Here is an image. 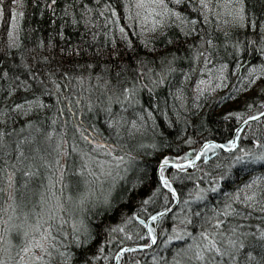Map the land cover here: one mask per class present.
I'll list each match as a JSON object with an SVG mask.
<instances>
[{"label": "snow or ice", "instance_id": "obj_1", "mask_svg": "<svg viewBox=\"0 0 264 264\" xmlns=\"http://www.w3.org/2000/svg\"><path fill=\"white\" fill-rule=\"evenodd\" d=\"M30 3L58 26L27 47L25 0H0V264H121L139 250L151 253L152 264H264V128L242 130L264 120V0H65L59 11L57 0ZM101 18L103 46L69 39V28L83 26L96 42ZM38 30L29 28L26 39ZM221 47L232 72L247 69L216 97L239 104L224 115L235 125L220 139L181 132L186 138L175 150L163 133L157 139L154 123L149 135L157 103L144 108L141 89L153 94L178 74L169 95L191 111L190 90L192 109H200L196 102L229 80V63L201 66ZM113 69L116 84L100 86L105 134L85 126L80 99L74 109L68 90ZM136 105L141 110L129 120L124 112ZM19 118L22 126L11 127ZM192 127L207 129L204 121ZM174 241L183 243L170 258L160 255Z\"/></svg>", "mask_w": 264, "mask_h": 264}, {"label": "trees", "instance_id": "obj_2", "mask_svg": "<svg viewBox=\"0 0 264 264\" xmlns=\"http://www.w3.org/2000/svg\"><path fill=\"white\" fill-rule=\"evenodd\" d=\"M65 0H57V11L61 10L63 7ZM84 2H87V0H84ZM6 5H10V0H5ZM25 7L23 9H20L24 11L25 15L20 18L21 27L23 29L22 32V42L27 47H31L32 44L35 43V37L39 36L42 39L46 38L48 32H50L54 27H57L58 24L56 22L48 21V17L42 16L39 14L38 11L34 10V6L31 5L30 0H25ZM50 15V14H49ZM37 21H41V23L38 25ZM46 22V23H45ZM104 24L103 20L101 18V21L97 27H95V31L100 33L97 36L96 42L90 41V36L85 35L83 26H80L79 28H69L68 31L72 33V35L69 37V39L74 40L76 42H79L80 39H86L88 42L92 43V47L95 48L97 44L100 46L104 45ZM110 27V25H109ZM29 28L33 29H39L38 31H35L32 35L31 41L26 39L28 35ZM230 51V49H229ZM216 52L219 53L218 57L215 53L211 54L212 57V63L208 65H203V62H201V66H204L206 68H212L213 64L218 65L219 63H229V69L226 70L227 75L229 76V80L226 82V87L223 89H218L216 92L209 94L207 99H201L197 101L196 103H199L201 105L200 109H192L193 104V98L191 95V91L189 90L186 92V101H185V107L191 111H184L183 109H180L179 107V101L175 100L174 97L169 95V90L174 89L176 86H179V79L177 78L178 74H173L169 77V80L171 83L165 84L161 86V88L157 89L155 93L149 94L147 89H141L139 99L141 101V105H143L144 108H149L150 103L155 102L157 103V109L153 110L155 120L154 122H149V135H152V124L154 123L156 125L155 133L157 139L160 138V133H163L164 137L167 141L172 142L173 150L176 149L177 146L183 147L181 145V140L185 139L186 136H181V132L186 133L187 135H206L209 138H216L220 139L221 134H226L228 132V129L230 126L235 125V121H226L224 119L225 111L226 110H235L240 111L239 104L234 103L233 100L229 97H224L223 103H218L216 101L217 96H224V93L228 92L229 89H231L236 81V78L240 76L243 72H246V68L244 69H237L235 72H232L231 69L235 68V63L232 61V58L229 57L226 53V50L221 47L216 50ZM244 60L250 59V56L248 54L244 55ZM83 62V61H81ZM104 61L102 60L101 63ZM243 62V61H242ZM181 66L187 68V62H181ZM148 67H152V65H149ZM99 71V69H97ZM147 71V68L144 70ZM215 71V69H213ZM115 69H113L111 72H109L106 75H102V79L100 81H97L95 78V73H93V77L91 80H86L83 85H77L75 89H69L68 91L71 93V96L69 97L73 102V107L75 109V100L78 98L80 99L81 106L84 110L85 115L82 117L85 122V126L93 125L100 131L107 134V125L104 123L105 120V113H102L100 111V105L101 102L104 104L107 103L105 99L104 90L101 89V84L104 83V80H109L110 84L106 85L105 87H111L112 85L116 84L115 79ZM197 76L203 75L207 76L208 73H196ZM145 83H147V80H145ZM194 84V81L192 82ZM237 88H239V85H235ZM82 93V95H81ZM89 101L93 104V110L89 111L88 109V103ZM251 102V101H249ZM114 110H119L118 104L112 105ZM259 107V104L257 103L254 105V108ZM159 109H163L164 111H167L168 118L165 119L164 115L161 113ZM141 108L139 105L129 107L124 112V115L129 119L135 118V112L140 111ZM152 110V109H150ZM263 111L264 109H260ZM180 111L181 113V120H177L175 116V112ZM193 113H195V118L193 116ZM249 115H254V110L248 111ZM23 118H19L16 123L12 124L11 127L13 128H19L22 126L20 121ZM187 119L189 121V126L185 127L183 124V120ZM199 121H204L207 125V129L204 132H198L197 129H194L192 127L193 124L198 123ZM169 122H171V127H169ZM250 127H245L242 130L247 133L251 130H257L259 131L261 128H264V120L258 118L256 121H250L249 122ZM242 146H246V140L245 144ZM186 150V148H184ZM221 159L224 158V153H220ZM215 158H213V163H215ZM197 164H200L198 161ZM204 169V172H208L209 169L205 168L203 165H200ZM189 172H192V169H188ZM197 176L202 175L201 173H196ZM149 179L155 180V177L151 175V172H149ZM240 179H246V177H240ZM123 183V182H121ZM182 184H188L190 187L191 184L187 181L181 182ZM136 200L140 199V197H136ZM177 207V206H176ZM175 207V208H176ZM132 210H136V204L135 200L133 201ZM151 210V209H150ZM124 211H127V209H124ZM120 220V217L117 216L114 220L111 221L112 224L118 223ZM152 223V222H150ZM171 224V221L168 222V225ZM166 225V226H168ZM131 230V229H130ZM143 233L141 232V235ZM122 238V236H121ZM131 243V242H129ZM183 242L180 241H174L172 245L169 246L166 250H160V255H163L165 257L171 256V248L172 247H180ZM119 244V241H116L113 243L112 248H116ZM147 250H139V255L136 253H125L122 256L121 264H128L129 260L133 259H139L140 264H152V261L150 259L151 253L148 255H144V252ZM111 264H115L114 261L111 262Z\"/></svg>", "mask_w": 264, "mask_h": 264}, {"label": "water", "instance_id": "obj_3", "mask_svg": "<svg viewBox=\"0 0 264 264\" xmlns=\"http://www.w3.org/2000/svg\"><path fill=\"white\" fill-rule=\"evenodd\" d=\"M264 111V110H263ZM258 119V118H257ZM250 122V121H249ZM176 205H172V207L174 208ZM150 223V222H149Z\"/></svg>", "mask_w": 264, "mask_h": 264}, {"label": "bare ground", "instance_id": "obj_4", "mask_svg": "<svg viewBox=\"0 0 264 264\" xmlns=\"http://www.w3.org/2000/svg\"><path fill=\"white\" fill-rule=\"evenodd\" d=\"M197 162H198V161H197ZM176 206H177V205H176ZM176 206H175V207H176ZM175 207H174V208H175Z\"/></svg>", "mask_w": 264, "mask_h": 264}]
</instances>
